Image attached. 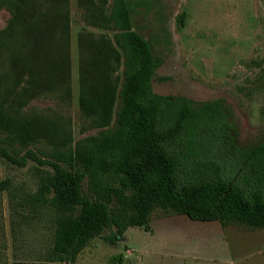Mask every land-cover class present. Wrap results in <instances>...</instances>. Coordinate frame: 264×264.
I'll return each mask as SVG.
<instances>
[{"label":"trees","instance_id":"1","mask_svg":"<svg viewBox=\"0 0 264 264\" xmlns=\"http://www.w3.org/2000/svg\"><path fill=\"white\" fill-rule=\"evenodd\" d=\"M68 1L0 0L10 12L0 30V159L36 166L25 203L53 212L44 264H72L103 231L113 244L127 227L147 230L156 210L264 228V142L235 141L222 98L153 92L161 59L133 28L127 0H74L84 23L113 30L76 34V104L101 130L71 146L60 119L21 111L41 94L70 95ZM5 59L16 85L3 80ZM37 141L52 145L50 158L27 147Z\"/></svg>","mask_w":264,"mask_h":264},{"label":"rangeland","instance_id":"2","mask_svg":"<svg viewBox=\"0 0 264 264\" xmlns=\"http://www.w3.org/2000/svg\"><path fill=\"white\" fill-rule=\"evenodd\" d=\"M127 1L133 28L161 59L151 78L153 92L193 101L222 98L230 108L235 141L242 146L264 142V0ZM68 10L70 95L41 94L21 111L60 119L72 146L101 130L90 126L76 104V34L85 28L111 37L113 30L84 23L74 0L68 1ZM9 19L8 8L0 7V30ZM8 62L2 61L3 80L16 85ZM27 147L50 158L49 143ZM35 167L30 160L19 167L0 159V181H8L0 185V264H44L53 212L25 203L37 185ZM82 184L85 188V180ZM105 233L92 238L72 264H264V228L223 227L156 210L147 230L127 227L113 244L103 239Z\"/></svg>","mask_w":264,"mask_h":264}]
</instances>
